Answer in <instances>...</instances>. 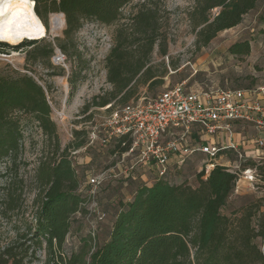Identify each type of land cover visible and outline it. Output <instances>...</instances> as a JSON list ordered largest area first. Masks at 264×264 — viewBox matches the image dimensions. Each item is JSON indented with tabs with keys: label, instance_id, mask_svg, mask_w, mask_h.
<instances>
[{
	"label": "trees",
	"instance_id": "trees-1",
	"mask_svg": "<svg viewBox=\"0 0 264 264\" xmlns=\"http://www.w3.org/2000/svg\"><path fill=\"white\" fill-rule=\"evenodd\" d=\"M29 1L34 3L35 14L46 29L50 14H64L65 33L70 36L86 20L106 26L120 22L122 10L134 0ZM263 1L198 0L189 13L196 35L195 45L209 46L220 33L241 25ZM259 22L264 24V8ZM161 26L158 11L146 6L132 16L129 24L119 26L115 44L106 58L107 81L113 90L85 105L84 114L94 107L107 108L111 115L119 107L138 102L142 96L146 102L159 97L160 94L149 98L139 91L144 87L153 91L165 84L168 66L163 62L155 64L153 60L157 48L161 56L167 55V34L162 32ZM251 41L234 42L228 53L244 59L251 54ZM59 48L69 54L65 46ZM54 55L55 48L51 44L36 46L27 52V72L8 66V71L0 73V164L16 159L21 152L24 134L17 114L32 117L50 147L41 157L35 173L34 218L28 223L25 234L0 251V264H264V253L258 242L264 237V213L261 212L264 197L241 196L237 199L243 204L230 215L226 214L235 204L238 176L221 166H216L208 175L204 171L198 173L196 187L174 184L167 179L168 173L150 186L145 182L136 183L131 198L116 204L106 240L97 241L94 236L97 228L93 234L80 235L77 245L68 246L77 215L94 216L91 202L97 205V224L105 221L107 215L100 211L96 197L105 184L114 179H107L93 198L84 190L74 153L85 149L93 162L92 149L111 145L113 157L121 159L129 151L131 140L128 136H119L112 137L106 145L101 141L89 145L91 130H82L75 131L74 142L62 148L58 127L52 119L46 91L49 88L30 74L28 67L30 63L41 62L47 66L49 76H64V70L60 74L54 72L51 63ZM75 56L79 68L68 75L71 96L86 69L82 55ZM95 117L92 110L86 119L91 121ZM102 124H95L101 130V140L106 137L100 127ZM246 168H256L264 183V169L256 162L246 160L242 169ZM135 172L129 177L123 176L124 185L138 181Z\"/></svg>",
	"mask_w": 264,
	"mask_h": 264
},
{
	"label": "rangeland",
	"instance_id": "rangeland-1",
	"mask_svg": "<svg viewBox=\"0 0 264 264\" xmlns=\"http://www.w3.org/2000/svg\"><path fill=\"white\" fill-rule=\"evenodd\" d=\"M29 0H4L0 4V11H8L19 2L25 3ZM198 0H134L122 10L120 22L111 26L102 25L93 20L83 21L82 27L72 35L65 33L67 25L57 36L50 35V14L46 29V36L38 40H26L18 46L12 45L9 39L0 34V73L8 71V66L14 70L27 72V52L36 46L51 44L55 50L58 49L62 55V61H55L56 54L51 63L54 72L60 74L64 70V76H49L48 68L44 63H30L32 74L45 88L48 87L47 95L52 107V119L58 127L62 148L74 142L75 131H90L95 124H100L108 119L110 112L105 109L90 108L89 113L94 110L96 117L88 121L84 114L85 105L104 93L112 92L113 88L107 81L106 58L115 44V35L119 26L129 24L130 19L142 7L153 8L158 11L161 18L162 32L167 34V55L161 56L157 48L153 55L155 64L165 63L168 66V74L165 77L164 86L149 91L147 87L141 88L140 93L146 97L153 98L168 89L183 83L186 91L203 93L207 91L222 90H256L264 88V24L259 22V15L264 8V1L258 8L245 17L243 23L238 27L220 33L209 46H196V35L193 25L189 20V13L195 8ZM33 7L35 5L32 1ZM34 10V9H33ZM35 12V11H34ZM216 12V11H215ZM241 39H251V54L244 59H239L228 53V48L234 42ZM59 46H65L72 56L62 52ZM16 53V55H15ZM82 55L86 69L82 73V80L77 81V87L71 96V87L68 75L72 70H78V59L76 54ZM175 66V68H173ZM16 117L22 122L24 138L21 152L14 160L5 161L0 164V251L15 242V240L26 233L28 223L33 220L36 208L34 199L36 196L35 173L40 159L47 151L49 143L34 119L26 114H17ZM82 138V137H81ZM93 162L85 153V150L75 155L76 164L85 189L88 178L102 172L111 170L117 175L109 180L100 190L96 199L101 212L107 216L105 221L97 224L95 216L85 217L77 215L72 233L68 237V246L77 245L80 235L94 234L98 242L107 238L109 227L112 223L115 206L119 201H127L131 198L134 185L142 182H127L124 185L120 167L129 166L133 160L127 157L124 162L122 158L112 155V146H97L91 150ZM264 169V165L260 166ZM155 167L148 170L147 179L153 183ZM141 169L136 171L135 176H140ZM86 173V174H85ZM152 175H149V174ZM195 163L187 161L179 169L174 167L172 172L168 170L167 179L174 184H189L197 186ZM87 179V181H86ZM253 198L264 197V183L242 181L235 192L232 207L225 211L231 212L241 206L243 202L237 198L249 196ZM96 196V195H95ZM92 205V202H91ZM90 205V209H91ZM264 213V206L261 209ZM263 238L259 239L260 246ZM262 248V247H261ZM42 258L45 252H40Z\"/></svg>",
	"mask_w": 264,
	"mask_h": 264
},
{
	"label": "built area",
	"instance_id": "built-area-1",
	"mask_svg": "<svg viewBox=\"0 0 264 264\" xmlns=\"http://www.w3.org/2000/svg\"><path fill=\"white\" fill-rule=\"evenodd\" d=\"M58 56L54 60L62 61ZM60 56L62 57L61 54ZM263 91L264 88L217 89L197 93L187 92L184 84H179L161 93L154 101L146 102L142 96L136 103L117 108L100 126L106 137L100 139L101 130L95 125L91 128L89 145L97 141L106 145L112 137L128 136L131 147L123 155L121 162L127 157L135 159L122 175L129 177L138 167L149 165L156 168L158 178L168 173L173 154L179 155V164L183 165L186 158L195 152L188 145L194 126H199L206 135L216 136L220 131L229 129L233 122L252 123L261 134L256 140V146L264 150V104L257 98H252L253 94ZM167 137L169 140H166ZM198 150L213 160L222 151L221 148L211 145L201 146ZM236 157V161L230 165L207 163L200 172L204 171L208 175L216 166L228 169L238 176L236 191L242 181L250 184L260 182L261 176L256 168L242 169V164L249 158L239 151H236ZM116 177L111 170L89 177L87 186L90 188V195L94 198L107 179ZM91 210L97 211L94 201ZM102 218L101 215L100 219Z\"/></svg>",
	"mask_w": 264,
	"mask_h": 264
},
{
	"label": "crops",
	"instance_id": "crops-1",
	"mask_svg": "<svg viewBox=\"0 0 264 264\" xmlns=\"http://www.w3.org/2000/svg\"><path fill=\"white\" fill-rule=\"evenodd\" d=\"M252 98H257L264 104V91L253 94ZM260 136L261 134L258 132L254 124L244 121L233 122L229 129L220 131L216 136L206 135L199 126H194L191 135L188 138V145L192 150H195V152L186 158V162L191 161L195 163L196 173H199L207 163L213 162L216 165H230L231 163H234L237 158L236 151H239L245 154L249 160L262 166L264 165V150L256 146V140ZM166 140H169V137H167ZM207 145L217 146L222 149L214 160L198 150L201 146ZM131 158H133L131 161L133 162L135 158ZM183 165L179 164V155L173 154L168 166L169 172H172L175 166L180 169ZM152 167L153 166L145 165L136 169V171L139 170V168L141 169V172L139 171L140 176L136 177L149 186L152 182L148 181L149 179H147L145 173L147 174L148 170ZM119 169L123 172V170L126 169V166L120 167ZM153 174L157 179L158 176L155 170ZM149 175L152 174L150 173ZM155 180H153V182ZM261 247L264 253V237Z\"/></svg>",
	"mask_w": 264,
	"mask_h": 264
},
{
	"label": "bare ground",
	"instance_id": "bare-ground-1",
	"mask_svg": "<svg viewBox=\"0 0 264 264\" xmlns=\"http://www.w3.org/2000/svg\"><path fill=\"white\" fill-rule=\"evenodd\" d=\"M4 0H0V4ZM31 2H19L8 11H0V34L5 35L14 46L26 40H38L46 36L42 23L34 12ZM65 27L62 14L50 18V35L57 36ZM16 55V53H15ZM61 60V56H58Z\"/></svg>",
	"mask_w": 264,
	"mask_h": 264
},
{
	"label": "water",
	"instance_id": "water-1",
	"mask_svg": "<svg viewBox=\"0 0 264 264\" xmlns=\"http://www.w3.org/2000/svg\"><path fill=\"white\" fill-rule=\"evenodd\" d=\"M62 14V13H61ZM63 16H64V14H62ZM64 18H65V16H64ZM65 24H66V19H65ZM55 54L56 55H60L61 54V52L58 50V49H56L55 50Z\"/></svg>",
	"mask_w": 264,
	"mask_h": 264
}]
</instances>
